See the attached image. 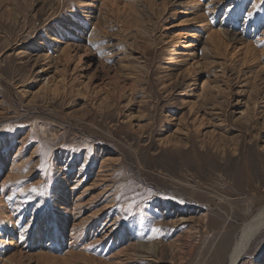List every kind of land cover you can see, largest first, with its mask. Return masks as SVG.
Wrapping results in <instances>:
<instances>
[{
	"label": "rangeland",
	"instance_id": "obj_1",
	"mask_svg": "<svg viewBox=\"0 0 264 264\" xmlns=\"http://www.w3.org/2000/svg\"><path fill=\"white\" fill-rule=\"evenodd\" d=\"M244 154L264 0H0V264H228L264 205Z\"/></svg>",
	"mask_w": 264,
	"mask_h": 264
},
{
	"label": "bare ground",
	"instance_id": "obj_2",
	"mask_svg": "<svg viewBox=\"0 0 264 264\" xmlns=\"http://www.w3.org/2000/svg\"><path fill=\"white\" fill-rule=\"evenodd\" d=\"M81 21L78 20L77 24L76 23L74 24L73 20L68 22V23L70 24V26L80 27ZM64 33L61 32V36H63ZM249 153L254 154L252 151ZM245 155H247V154H244V157L242 156V160L240 162V169L243 173L241 175L242 176L241 178H242L243 182H245L246 184L248 183L247 187H251L250 185L253 184L252 180H258L259 182L264 183V156L263 157H262V155L256 156V159H257V157H260V161H258V167H257L256 161L254 160L253 164L250 163V159H253V158L250 157V159H249V157H247ZM229 160L230 159H226V163L227 162L230 163ZM232 161L235 162V160H232ZM262 229H264V205L260 206L256 210V213L253 215L251 220H249L248 223H245L242 226V228L239 232V235L234 240V242L230 248L229 255L227 256L228 264H235L238 261V259L241 258L243 253L249 247L251 241L255 238V236L258 233H260V231ZM60 232H62V231H60ZM53 236L55 237L56 235H53ZM148 250L152 251L153 247L148 246Z\"/></svg>",
	"mask_w": 264,
	"mask_h": 264
},
{
	"label": "snow or ice",
	"instance_id": "obj_3",
	"mask_svg": "<svg viewBox=\"0 0 264 264\" xmlns=\"http://www.w3.org/2000/svg\"><path fill=\"white\" fill-rule=\"evenodd\" d=\"M31 191H36V188H35V187H33V188L31 189Z\"/></svg>",
	"mask_w": 264,
	"mask_h": 264
}]
</instances>
